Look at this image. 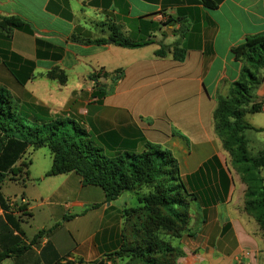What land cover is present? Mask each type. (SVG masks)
Here are the masks:
<instances>
[{
    "label": "crops",
    "instance_id": "crops-1",
    "mask_svg": "<svg viewBox=\"0 0 264 264\" xmlns=\"http://www.w3.org/2000/svg\"><path fill=\"white\" fill-rule=\"evenodd\" d=\"M212 1L216 9L202 0H0V21L18 17L33 29L0 26V89L22 103L65 111L102 144L123 141L139 150L146 140L172 152L201 200L179 264H239L244 252L251 253L245 264H264V232L245 211L248 187L214 121L218 96H227L241 75L233 50L264 34V0ZM115 27L144 45L83 43L111 40ZM177 42L186 51L183 61L172 53L156 55ZM54 71L66 76L65 83L50 79ZM100 71L122 74L114 85L111 77L99 79L113 85L103 99L94 97L97 81L91 79ZM16 76L30 79L21 84ZM255 96L264 101V82ZM258 114L264 115V106ZM247 116L264 133V118ZM245 138L252 155L264 157V142L255 151ZM37 150L18 163L30 162L25 173L0 186V253L20 250L1 264H119L115 254L135 220L128 216L140 207L138 195L108 202L101 188L84 186L76 173L48 177L53 156L41 164L32 157ZM222 174L229 181L226 195ZM215 190L219 200L211 203Z\"/></svg>",
    "mask_w": 264,
    "mask_h": 264
},
{
    "label": "trees",
    "instance_id": "trees-1",
    "mask_svg": "<svg viewBox=\"0 0 264 264\" xmlns=\"http://www.w3.org/2000/svg\"><path fill=\"white\" fill-rule=\"evenodd\" d=\"M202 1L209 9L218 6L212 0ZM0 26L33 32L31 25L18 17H4ZM114 30L111 40L116 45L124 48L144 45L119 33L117 27ZM107 42L104 39L83 41L88 45ZM169 53L181 62L186 51L177 42L171 47L162 45L156 55L166 57ZM233 53L242 64L241 75L227 96L217 98L215 131L229 153L233 167L248 187L245 211L255 218L264 232V157L252 155L245 138L246 131H261L252 126L246 116L261 113L264 106V101H257L255 96V91L264 82V34L247 38ZM48 75L52 80L66 81V76L56 71ZM107 77H111L114 85L122 74L119 71L111 76L102 71L94 73L91 79L97 81L95 98L103 99L113 90V85L109 87L99 82ZM16 78L21 84L30 79ZM141 143L139 150L123 141L102 144L79 121L53 116L48 107L22 103L0 89V186L10 175L18 171L25 173L30 162H21L19 167L18 163L28 150L47 147L53 155L48 177L76 173L84 186L101 188L108 202L128 192L138 195L140 207L131 210L128 216L129 222L137 214V221L130 224L129 233L115 254L119 264H179L185 256L182 240L191 237L197 226L191 228L190 224L194 218L199 220L197 209L201 200L187 187L172 152L146 140ZM213 161L215 159L204 167ZM220 187L226 195L229 181L224 174L220 177ZM144 189H148L147 194L143 193ZM219 193L213 192L211 203L219 200ZM43 233L40 232L37 238ZM19 251L12 249L0 253V264Z\"/></svg>",
    "mask_w": 264,
    "mask_h": 264
},
{
    "label": "rangeland",
    "instance_id": "rangeland-1",
    "mask_svg": "<svg viewBox=\"0 0 264 264\" xmlns=\"http://www.w3.org/2000/svg\"><path fill=\"white\" fill-rule=\"evenodd\" d=\"M48 82V84H57V83H54L52 81H46ZM51 114L53 116H60V117H65V115L67 113H65V111H62L60 110V113H55L54 110L51 111ZM58 112V111H57ZM264 118V115L263 114H253V115H249L247 116V119H251L252 121H256L257 119L260 120V119H263ZM77 121V120H75ZM246 136L253 141L254 145V150L257 151V150H260L261 147H262V144L264 142V133L261 132V131H256V130H250V131H247L246 132ZM37 156L38 157V160H39V163L41 164H44L45 162H50L52 160V153L50 151L49 148L47 147H44V148H41L39 150H37L36 152H33V156L32 157H35ZM148 192V189H144L143 190V193L147 194ZM137 214H135V220L132 221L133 224L137 221ZM133 219V218H132ZM190 227H191V224H190ZM194 227V226H193ZM191 227V228H193Z\"/></svg>",
    "mask_w": 264,
    "mask_h": 264
},
{
    "label": "built area",
    "instance_id": "built-area-1",
    "mask_svg": "<svg viewBox=\"0 0 264 264\" xmlns=\"http://www.w3.org/2000/svg\"><path fill=\"white\" fill-rule=\"evenodd\" d=\"M250 256H251V253H250V252H244V253L242 254V258H241L239 264H245V263L242 261V259L245 258V257H250Z\"/></svg>",
    "mask_w": 264,
    "mask_h": 264
},
{
    "label": "water",
    "instance_id": "water-1",
    "mask_svg": "<svg viewBox=\"0 0 264 264\" xmlns=\"http://www.w3.org/2000/svg\"><path fill=\"white\" fill-rule=\"evenodd\" d=\"M108 42H109V43H114V41H112V40H109ZM194 223H195V219L192 220V222H191V227L194 226Z\"/></svg>",
    "mask_w": 264,
    "mask_h": 264
}]
</instances>
